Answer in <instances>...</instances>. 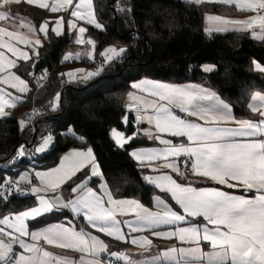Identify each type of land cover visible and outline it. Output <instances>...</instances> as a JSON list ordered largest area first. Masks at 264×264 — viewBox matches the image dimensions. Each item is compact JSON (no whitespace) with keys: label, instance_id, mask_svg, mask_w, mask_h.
<instances>
[{"label":"snow or ice","instance_id":"1","mask_svg":"<svg viewBox=\"0 0 264 264\" xmlns=\"http://www.w3.org/2000/svg\"><path fill=\"white\" fill-rule=\"evenodd\" d=\"M32 4L33 0H26ZM188 3H201L203 0H186ZM209 2L229 3L230 0H209ZM11 3H21V0H0V7L7 6ZM64 3L71 4L72 0H64ZM87 4L91 8V0H81V5ZM77 5V8L81 7ZM40 8L47 9L49 4L41 0L38 5ZM240 11H252L257 9L264 12V0H240L237 4ZM61 7L57 4L51 5L52 12H58ZM72 16L79 19H86L87 23L95 24L97 28L102 26L97 23L93 16L85 17L79 11L71 12ZM10 19V15L6 11H0V21ZM210 22L222 24L243 25V30L259 28V32L253 31L254 39L264 40V14L250 17L246 21H228L219 16H209ZM63 19L58 22L57 29H54L56 35H61L59 30ZM75 28V24H71ZM31 31V26H29ZM41 32H47V26L39 29ZM227 30L212 29L207 31L212 32ZM84 27L79 28V33H85ZM0 34H5L12 37L14 33L8 31L4 27H0ZM21 40L23 38H20ZM39 39L35 44L39 45ZM76 43H84L83 39H77ZM89 44L94 42L89 39ZM0 47L7 48L19 58L29 59L26 52L20 51L11 44L0 40ZM126 49L117 51L114 47L107 50L111 55H106L108 61L120 56ZM70 56H65L64 59H70ZM4 54L0 52V71L5 68ZM7 64L15 67L14 61H7ZM256 68L260 72H264V67L256 64ZM102 70V69H101ZM205 71H211L212 68L206 66ZM97 73H87L85 79L97 75ZM71 78H75L72 73L68 74ZM3 82H7L4 80ZM23 84L24 81L21 80ZM15 87V85H13ZM135 89L149 90L151 95L158 97L160 101H166L167 105L161 103L155 107L153 116L138 117V120L146 119L149 123H155V128L160 133H169L173 137H186L187 144L181 143L171 147L160 149H145L139 152H133L132 156L143 163L145 160L152 161L159 159L161 155L165 159L168 156L186 155L192 160L191 170L194 175L211 179L217 184L225 185L228 188L241 187L244 191L255 193L251 197L243 195H233L219 189H196L190 186H184L177 183L171 175H163L156 178L151 176L145 179L156 185L161 192L171 193V198L176 201V204L183 209L191 217H203L207 222L203 227L199 225H189L187 227H178L175 231L170 232H152V235L161 238H171L178 236L181 241L191 240L199 244L201 241L209 242L214 251L202 254L199 247L189 249H179L180 255L193 257L194 259H203L207 256L208 264H264V111L260 108L264 104L257 106L249 104L248 107L253 113H258L260 119L258 122L251 120L237 121L232 115L230 106L220 100L215 93L204 89H195L191 87H177L168 84L142 81L132 85ZM20 91H26L27 85ZM130 99H138L129 93ZM59 101V95L56 97ZM255 100L264 101V96L256 93L253 98ZM199 102H208L202 105ZM15 107L14 104H8L4 100L3 95H0V116H7L9 113L4 111V105ZM175 105L182 112L188 113L190 116H196L206 123L216 126H203L198 123L179 118L174 115L171 107ZM237 123L238 127H220L221 123ZM112 135L116 138L118 144L123 145L125 142L121 133L113 130ZM145 135L152 137L151 132L146 131ZM237 137L246 139H236ZM159 139L162 144L170 145L171 141L161 139L159 136L152 137ZM51 142V137L44 140L42 147L37 149L43 152L47 145ZM23 153L21 152V155ZM74 156L82 157V161L78 167L71 169V174L67 175L66 183L72 180L78 171H83L88 166L89 162L94 161L91 149L87 153L75 152ZM65 161L72 163L71 157H65ZM170 168L177 176L180 175V168L176 163H167L164 165ZM56 171H59L56 170ZM48 174L37 173L36 175L44 182L45 176ZM99 175L95 165L92 167L91 176ZM91 176L86 179L90 181ZM22 180L26 179L24 177ZM55 191L60 187V183L46 184ZM105 194L108 197L107 203L111 207H105V201L92 188L88 187V183H80L71 188V192H84V195H77V198L70 200L68 203L60 204L61 207L70 208L71 212L76 215H82L93 228L99 232L113 237L117 241L129 242L125 234L121 230V222L116 219L115 213L117 209L121 212L134 211L137 216L135 222H128L131 232H142L146 229H155L160 225H173L177 222L184 221L185 216L173 211L164 201L157 197L160 205H163L162 212H150L143 208L136 201H118L112 198L106 186H102ZM86 190V192H85ZM40 189L33 188L32 194H38ZM39 207H34L30 211L20 213L15 217V223L9 222V217L0 219V225H7L11 232H5L0 228V262L2 264H102L98 258L99 254L106 252L107 246L103 241L83 230L76 231L65 227L61 224L49 226L39 231H30L29 227L24 223L25 218L40 217L43 213L53 210L55 205L44 196L39 197ZM5 200L6 197H0ZM59 201V198H57ZM207 225H213L209 228ZM222 226V227H221ZM15 233V235H14ZM7 236L8 242H5L3 237ZM22 237H30L33 243L25 242ZM43 241L47 245L59 247L62 249H71L82 253L79 259H73L66 255H57L41 246ZM130 243L141 248L151 246L152 240L147 236L132 238ZM13 245H18L23 250L19 255L15 254ZM177 249L173 248L169 253H165L166 257L174 258L172 254L176 253ZM27 253L28 255H25ZM117 259L125 260L126 264H134L133 261L124 257L122 254L112 253ZM87 257H91L86 259ZM179 264V262H177Z\"/></svg>","mask_w":264,"mask_h":264},{"label":"trees","instance_id":"2","mask_svg":"<svg viewBox=\"0 0 264 264\" xmlns=\"http://www.w3.org/2000/svg\"><path fill=\"white\" fill-rule=\"evenodd\" d=\"M92 7L95 21L102 26L88 31L96 43V55L111 46L117 50L126 49L125 57L120 62L103 63L96 77L60 91L63 72L76 65L61 63L63 54L74 46V35L66 31L59 36L47 33V38L37 48L32 73L28 74L25 62L17 69L29 85L24 100L9 115L0 117V185L5 176L11 174V159L17 147L29 139L25 125L21 127L27 110L43 106V113L38 117L39 131L53 134L54 143L43 157L36 159L38 168L55 166L68 150L91 149L115 198L134 199L151 206L155 195L166 196L145 184L143 169L128 153L130 147L145 142L134 138L123 149H117L110 136L112 128L121 129L120 120L132 83L150 80L171 85H200L228 103L236 119L252 118L254 114L248 110V101L256 92L264 94V75L253 71L255 62L264 66V43L252 40L242 31L206 33L204 19L207 14L245 15L222 4H193L181 0H92ZM21 10L34 20L41 21L47 16L44 10L29 6ZM48 17L54 16L49 14ZM205 64L214 69L203 71ZM44 70L47 76L39 86L37 75ZM56 93L59 107L50 110L49 101ZM2 166L8 170H3ZM33 205L35 199L27 195L0 201V218ZM47 221L39 220L36 225Z\"/></svg>","mask_w":264,"mask_h":264},{"label":"crops","instance_id":"3","mask_svg":"<svg viewBox=\"0 0 264 264\" xmlns=\"http://www.w3.org/2000/svg\"><path fill=\"white\" fill-rule=\"evenodd\" d=\"M40 2L41 0H33V3L29 4L26 2V0H21V3L19 4L11 3L7 6L0 7V11H6L10 15V19L0 21V27H4L8 31H12L14 33L12 37H9L5 34H0V40H2L5 43L11 44L12 46H14L20 51L26 52L29 57V59L27 60L21 59L19 58L18 54L14 55L7 48L0 47V52L4 54V58H5L4 59L5 68L3 71H0V95H3L4 100H7L8 104H14L15 107L24 100L25 94L29 91V85L27 81L23 80L18 74L17 69L19 67V64L21 62H25L26 65L29 67L28 74L30 75L32 73V70L34 69V66L36 64L35 56L37 53V48L41 44L40 43L39 45H37L35 44V41L39 39L41 42L43 39H46L48 32H53L56 35V32L54 31V29H57L58 22L61 20V18L63 19V23L59 27V30L61 31V35L65 31L68 34L74 35L73 37L74 46L69 51L63 54L61 63L63 64L75 63L76 64L74 67L67 68L63 72L62 80L64 82L66 81L74 85L76 83H82L84 81H88L96 77L97 75H93L90 78H87V79L84 78L87 75V73H97L98 72L99 74V70L95 67L97 60H100L99 62L101 63H106L108 62V60L106 59L105 54L111 55V53L107 52L109 48H112L111 46L104 48V50H102L98 56L96 55V50H95L96 43L91 38V36L88 34V31H89V28H95V29H100V28H97L95 24L87 23L86 19H79L78 17L71 15V12L79 11L81 15H84L85 17H88V16L94 17L92 0H91L90 9L88 8L87 4L81 5V0H72V3L70 5L64 3V0H44V2L48 3L50 6L47 9L40 8L38 6ZM239 2L240 0H230L229 3L214 2L217 4H222L225 6L233 7L239 12H245V15L244 16H234V17H224L220 15H215V14H207L204 19L205 32L207 33V29L209 28H212V29L227 28V29H230L231 31L245 32L249 36V38H251L252 40L264 43V40L253 38L252 32L253 31L259 32L258 27L254 29H250V30H243V25H235V24L225 25L222 23L210 22L208 20L209 16H219L222 19L228 20V21H246L250 17L257 16L258 14H264V12H262L259 9H257V11L255 12L240 11L239 8L237 7V4ZM201 3H211V2H209V0H203V2ZM53 4L59 5L61 7V10L58 12H52L51 5ZM196 4H200V3H196ZM77 5H81V7L77 8ZM23 6H29L31 8H37L40 10H44L45 12H47V16L44 17L41 21L34 20L30 16H25L23 10H21ZM49 14L53 15L54 17H48ZM71 24H75L76 25L75 28L71 27L70 26ZM45 25L47 26L46 34L45 32H41L39 30L41 27ZM29 26H31V29H32L31 31L29 30ZM80 27H84L86 29L85 33H83L82 35L79 33ZM224 31H228V30H221V31L213 30L212 32H210V34L215 33V32H224ZM20 38H23V39L21 40ZM77 39H83L84 43H76ZM89 39H91L94 42V44H89L88 43ZM65 56H70L71 58L65 60L64 59ZM9 60L15 62V67L7 64V61ZM92 63H93V66H90V64ZM256 64L258 63L255 62L253 64L254 65L253 67L254 69L257 70ZM86 65H89V66H86ZM260 66L264 67L263 65H260ZM202 69H203V66H202ZM257 72L264 75V72H260L258 70ZM69 73H72L75 78L74 79L71 78L68 75ZM4 80H7V82L6 83L3 82ZM21 80L24 81L23 84L21 83ZM142 81H150V80L135 81L132 83V85L134 83H140ZM152 82H155V81H152ZM158 83H162V82H158ZM25 84L27 85V90L23 92L20 91L19 89L24 88ZM163 84H166V83H163ZM13 85H15V87H13ZM168 85H171V84H168ZM172 86L204 89L209 92L215 93L206 87L191 84V83L185 84V85H172ZM129 93H131L133 97H137L138 99H130ZM256 93H259V92H256ZM256 93H254L249 99L247 107L249 104H255L258 107L264 104V101H260V100L254 101L252 99ZM260 94L264 96V94L262 93ZM57 95L58 93H56L54 97H52L49 101L50 110H55L59 107V101L57 102V99H56ZM223 102L226 103L225 101ZM126 103H132L133 105L136 106V109L131 112V116L136 114L141 117L153 116L155 114V107L161 103L167 105L166 101H160L158 97L152 96L149 90L145 89L142 91L140 89H135L132 86L126 96ZM199 103H201L202 105H206L208 102H199ZM15 107H10L6 104L4 105V111L7 113H10ZM169 107H171L173 114L178 116L179 118L191 121L193 123H198L206 127L216 126V125L206 123L204 120H201L196 116H190L188 115V113L182 112L180 108L175 105H172ZM248 110L250 111L251 114H254L252 118H244V119L235 118V119L237 121L251 120L254 122H258V120L260 119L258 113H253L249 109V107H248ZM260 110L264 111V107H261ZM232 115L234 116L233 111H232ZM218 126L238 127L239 125L237 123L229 122V123H221ZM146 131L151 132L152 137L159 136L161 139L171 141V144L170 145L162 144L159 139H155L148 135H145ZM236 139L242 140L246 138L237 137ZM135 140L140 141V142H145V143L140 144L138 146L130 147L128 153L130 157L143 169V180L145 184L151 186L152 188L156 189L160 193H163V192H161V190L158 187H156V185L149 183L145 179V177L151 176L153 178H156V177L163 176V175H171L172 178L177 181V183H181L182 185L186 187L190 186L198 190L215 188L221 191L228 192L229 194L243 195L245 197H251L255 194V193L246 192L241 187L228 188L225 185L217 184L215 181H212L211 179L194 175L192 171L191 173H187V174L180 172V175L177 176V174L174 173L170 168H167L164 166L167 163L174 162L179 167V161L181 159L189 158L186 155H181V156H176V157L168 156L167 159H165L163 155H161L159 159H153L152 161L145 160L143 163H141L139 160H137L135 157L132 156L133 152H139L145 149L163 150L166 147L180 145L181 143H185V144L188 143L186 140V137H173L169 133L158 132L155 128L154 122L149 123L146 119L141 120V122L138 124V131L135 136ZM83 151H86V149H71V150L64 152L61 155L59 162L55 166L48 168V169H42L40 167L38 168L37 165L32 164L29 167L21 170L17 176L19 180H22L21 178L24 177L26 179L22 181L34 180L36 183L35 186L31 187L26 192L27 196H31L35 199V205L23 211L13 213V214H8L6 216L1 217L0 219L4 217H9V222L15 223V217L17 215L25 211H30L34 207H39L38 197L42 195L46 199L50 200L55 205V207L53 208L52 211L43 213L40 217L25 218L24 223L29 227L30 231H39L41 229H44V228H47L49 226L56 225V224L64 225L65 227L75 229L76 231L83 230L84 232L89 233L91 236L97 237L99 240L103 241V243L107 246L108 250L106 252H102L99 254L98 258L100 260L102 258H109L116 262H119L120 264H126L125 260L117 259L115 256L112 255V253H117L118 255L122 254L124 257L133 261L134 264H177V262H179V264H208L206 255H204L203 259H194L193 257H189V256L182 257L180 255L179 249H189V248L199 247L202 254H207V253L214 251V249L211 247L209 242L201 241L199 244H197L195 241H191V240L181 241L178 238V236H173L171 238H161V237L152 235V232L154 231L155 232H170V231H175V229L178 227H187L189 225H199L203 227L204 225L207 224V222L203 220V217H191L187 213H184L183 209H181L180 206L176 204V201L171 198V193H163L169 201L163 196L155 195L152 198L151 206H145L142 203L134 199L115 198L110 192L107 184L105 183L102 177L101 171L99 169L98 163L95 160V158H94V161L88 163V166L84 168L83 171H78L76 175L72 178V180L67 181L66 183H63L62 181L67 180V175L71 174V169L74 167H78L79 163L83 159L82 157L74 156L73 153L75 152H82L85 154L87 153ZM65 157H71L72 163L70 164L68 161H65L64 159ZM62 163H63V166L59 167V165ZM93 165H95L96 171L99 173V175L91 176ZM31 168L39 169L44 174H48V173H51V174L46 175L44 182H42L39 176L35 177L31 173H28V170H30ZM58 169L59 171H56ZM89 176H91L90 181L86 179ZM85 182L88 183V187L92 188V190L96 192L97 195L103 198V200L105 201V204H104L105 207H111V205L107 203L108 197L105 194L102 186H106L108 192L111 193L113 199L118 200V201H136L143 208L148 209L150 212H162L163 205H160L157 201V197H159L160 199L164 201V204L168 205V207H170L173 211H177L179 214L184 215L185 220L177 222L176 224H173V225H160L158 228H155V229H146L142 232L133 233L129 229L128 222H135L137 220L136 213L134 211H127V210L124 212H121L119 209H117L115 213V217L117 220L121 222V225H120L121 230L125 234L126 239L129 242L125 243L123 241H117L113 237H109L106 234L99 232L96 228H93L90 224H88L87 220L84 219L82 215H76L71 212L70 208H64L60 206V204L68 203L70 200L76 199L78 194L84 195L85 193L79 192V190L77 193L71 192V188L77 184L85 183ZM50 183H60V187H58L55 191H53L50 187L46 186V184H50ZM33 188L40 189L39 193L32 194ZM57 198H59V201L57 200ZM173 204L175 205V207L173 206ZM42 219L43 220L45 219L48 221L43 224L36 225V222ZM207 226L209 228L214 227L213 225H207ZM0 228H3L5 232L12 231V229H9L7 225H0ZM140 236H147L149 239H151L152 240L151 246L147 248H141L137 245H133L130 243V240L132 238L134 237L138 238ZM22 239H24L25 242L27 243H33L30 237H22ZM40 244L45 249L57 255H66L68 257H71L77 260L82 255V253L78 251H74L71 249H62L59 247H53L51 245L45 244L43 241H41ZM13 248L15 250L16 255H19L20 253L23 252V250L20 249L18 245H13ZM173 248L177 249V252L172 254L174 258L166 257L165 253H169L170 250ZM25 255H28V254L25 253ZM88 258H91V257L86 256V259ZM102 264H105V263L102 262ZM229 264H231L230 261H229Z\"/></svg>","mask_w":264,"mask_h":264},{"label":"built area","instance_id":"4","mask_svg":"<svg viewBox=\"0 0 264 264\" xmlns=\"http://www.w3.org/2000/svg\"><path fill=\"white\" fill-rule=\"evenodd\" d=\"M127 52H124L120 56L114 58L115 62H120L123 60ZM95 67L98 70H101L103 67V63L97 62ZM47 76V71H43L42 73L37 75V82L38 84H42ZM67 86H73L69 82H62L60 91L62 88ZM43 113V106H36L29 108L25 115V123H26V130L29 134V139L21 143L17 148V152L13 154L11 163L12 166L10 167V175L5 176L4 181L0 185V197H6V201H9L16 197H23L26 195V192L33 186H35V181H22L18 179V174L24 167H29L32 164L37 165V145L45 140L47 137H51V140L54 139L53 134L51 133H41L39 131V115ZM178 144V143H177ZM21 152L23 153L21 155ZM191 163L192 161L189 158L181 159L179 161V168L180 172L187 174L191 173ZM3 170H8L7 167L2 166ZM0 201H4L0 199ZM102 262L105 264H120L109 258H102Z\"/></svg>","mask_w":264,"mask_h":264},{"label":"water","instance_id":"5","mask_svg":"<svg viewBox=\"0 0 264 264\" xmlns=\"http://www.w3.org/2000/svg\"><path fill=\"white\" fill-rule=\"evenodd\" d=\"M136 109V106L133 104H125L124 110L125 113L123 117L120 120V127L121 129L112 128L110 131V136L112 141L115 144V147L117 149H123L124 146L128 145L136 136L138 131V124L141 122V120H138V117H141L139 115H132L131 112ZM132 129V132L129 133V130ZM113 130H115L118 133H121L124 139L123 145L118 144L116 142V138L112 135Z\"/></svg>","mask_w":264,"mask_h":264},{"label":"rangeland","instance_id":"6","mask_svg":"<svg viewBox=\"0 0 264 264\" xmlns=\"http://www.w3.org/2000/svg\"><path fill=\"white\" fill-rule=\"evenodd\" d=\"M181 1L186 2V0H181ZM211 3H214V2H211ZM194 4H196V3H194ZM226 29H227V28H226ZM227 30H228V31H224V32H215V33H216V34H222V33H225V32H231L230 29H227ZM207 33L209 34L210 32L207 31ZM206 66L211 67L212 70L214 69V67H213L212 65H210V64H205V65L203 66V69H205ZM212 70H211V71H212ZM203 71H204V70H203ZM211 71H207V72H211ZM253 71L256 72V73H259V72H257L256 69H254ZM205 72H206V71H205ZM126 104H128V103H126ZM130 104H132V103H130ZM134 115H136V114H134ZM24 125L26 126V123H24V122L21 123V127L24 126ZM53 143H54V141L51 140V142L47 145V147L45 148V150H44L43 152H40V151L36 150L37 158L43 157L44 154L46 153V151H47L48 149L52 148ZM43 144H44V140H43L42 142H40V143L37 145V149H39L40 147H42ZM87 151H88V149H86V151H83V152H87ZM62 166H63V163L59 165V167H62ZM28 173H31V174L34 175L35 177H37V175H36L37 173H42V174H44L43 172H41V170L36 169V168H31L30 170H28ZM3 239L5 240V242H8V238H7L6 236L3 237ZM1 264H2V262H1Z\"/></svg>","mask_w":264,"mask_h":264}]
</instances>
